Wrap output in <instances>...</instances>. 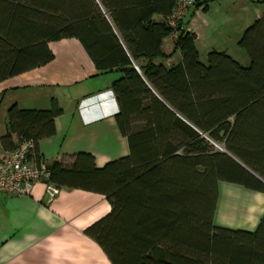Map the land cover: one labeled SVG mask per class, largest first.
Masks as SVG:
<instances>
[{
	"label": "trees",
	"instance_id": "trees-1",
	"mask_svg": "<svg viewBox=\"0 0 264 264\" xmlns=\"http://www.w3.org/2000/svg\"><path fill=\"white\" fill-rule=\"evenodd\" d=\"M173 3L0 0V83L51 62L49 43L61 39L78 40L98 74L120 73L111 90L128 154L102 167L88 152L47 164L59 189L109 202L83 233L111 264H264V217L253 232L214 224L221 182L264 193V14L237 43L249 66L216 50L201 63L182 20L173 41L181 61L166 67L155 61L170 57L162 46ZM63 113L56 99L42 110L11 105L3 151L32 141L29 159L41 161L39 143L56 134Z\"/></svg>",
	"mask_w": 264,
	"mask_h": 264
},
{
	"label": "crops",
	"instance_id": "crops-1",
	"mask_svg": "<svg viewBox=\"0 0 264 264\" xmlns=\"http://www.w3.org/2000/svg\"><path fill=\"white\" fill-rule=\"evenodd\" d=\"M190 25L186 30L197 36ZM244 30L245 26L239 27L238 35ZM239 39L235 38V43ZM49 48L54 54L51 62L0 83V139L6 132V113L11 105L42 110L56 99L64 113L55 119L56 134L39 143L42 162L68 164L70 156L88 152L96 166L102 167L126 156L128 144L116 124L118 105L111 90L120 73L98 74L76 39L51 41ZM162 50L170 57L156 63L170 67L181 61L180 53H173V41L165 38ZM212 50L240 63L241 54L232 47L210 44L208 52ZM0 152H4L1 143ZM110 209L105 196L79 189L61 188L48 201L41 181L34 184L29 196L0 195V264H111L99 245L83 233ZM262 217L264 193L219 184L215 226L253 232Z\"/></svg>",
	"mask_w": 264,
	"mask_h": 264
},
{
	"label": "rangeland",
	"instance_id": "rangeland-1",
	"mask_svg": "<svg viewBox=\"0 0 264 264\" xmlns=\"http://www.w3.org/2000/svg\"><path fill=\"white\" fill-rule=\"evenodd\" d=\"M262 14H264V0H214L209 2L206 10L203 6L192 8L185 16L184 22L191 24L190 26L197 33V49L201 63L207 64L210 44H217L239 51L240 64L247 67L250 65L248 56L235 43L237 38L242 36L238 35V28L241 26L248 28L258 15L260 17Z\"/></svg>",
	"mask_w": 264,
	"mask_h": 264
},
{
	"label": "built area",
	"instance_id": "built-area-1",
	"mask_svg": "<svg viewBox=\"0 0 264 264\" xmlns=\"http://www.w3.org/2000/svg\"><path fill=\"white\" fill-rule=\"evenodd\" d=\"M203 1L174 0L171 13L166 19L171 29L167 39L174 41L178 37L179 23L197 3ZM33 148L32 141H25L12 151L0 152V195L29 196L38 181L44 182L48 201L58 195L60 189L49 181L47 164L29 159Z\"/></svg>",
	"mask_w": 264,
	"mask_h": 264
},
{
	"label": "water",
	"instance_id": "water-1",
	"mask_svg": "<svg viewBox=\"0 0 264 264\" xmlns=\"http://www.w3.org/2000/svg\"><path fill=\"white\" fill-rule=\"evenodd\" d=\"M217 147H219V149L222 151V152H224V153H226L229 157H231L233 160H235L237 163H239L241 166H243L245 169H247L244 165H242L236 158H234L231 154H229L227 151H225L223 148H221L220 146H217ZM251 174H253L254 176H256L254 173H252L249 169H247ZM257 177V176H256ZM259 180H261L259 177H257ZM262 181V180H261ZM262 182H264V181H262Z\"/></svg>",
	"mask_w": 264,
	"mask_h": 264
}]
</instances>
